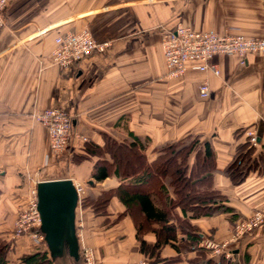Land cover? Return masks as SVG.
I'll list each match as a JSON object with an SVG mask.
<instances>
[{"label":"crops","instance_id":"0c3cea01","mask_svg":"<svg viewBox=\"0 0 264 264\" xmlns=\"http://www.w3.org/2000/svg\"><path fill=\"white\" fill-rule=\"evenodd\" d=\"M179 25L264 39V0H10L0 29V239L10 244L7 264H26L23 256L37 251L28 236L13 238L31 189L60 178L85 190L76 210L82 260L68 246L53 257L46 244L53 264H86L85 246L99 264H190L200 254L184 243L192 234L207 258L264 264V224L233 241L236 223L264 206V53L249 54L245 64L219 54V75L191 64L172 77L162 39ZM83 29L109 41L108 49L66 68L53 64L55 37ZM204 80L209 98L199 93ZM51 107L73 114L76 132L88 138H75L61 159L49 155L48 130L34 118ZM96 167L108 176L97 179ZM121 189L165 209L175 238L154 248L164 222L128 209ZM105 191L113 194L106 214L83 205ZM141 239L151 253L141 251Z\"/></svg>","mask_w":264,"mask_h":264},{"label":"built area","instance_id":"2783aa9c","mask_svg":"<svg viewBox=\"0 0 264 264\" xmlns=\"http://www.w3.org/2000/svg\"><path fill=\"white\" fill-rule=\"evenodd\" d=\"M9 3L10 0H0V29L6 25V10ZM109 45V41H98L88 29L60 34L55 37V47L51 55L52 62L61 68H66L95 53L105 52ZM162 49L169 75L172 77L184 76L191 64L201 72L210 71L219 75L220 70L213 62L216 55H236L241 58V63L245 64L249 54L264 53V39L250 38L241 33L194 30L188 26L179 25L176 30L164 34ZM199 93L202 98L210 96L211 87L208 80L201 82ZM34 118L38 123L47 127L54 156L66 154L75 138L84 143L88 141L86 136L76 132L73 114L62 108L51 107L36 110ZM248 135L252 145L259 143L254 131H248ZM75 186L80 203L85 190L80 184H75ZM38 201L37 186H34L25 207L19 212L15 221L13 238L28 236L36 247L41 248L46 245V241L45 234L41 230L42 219ZM263 223L264 207L252 216L236 223L233 241L250 233ZM208 246L216 248L212 242H208ZM82 254L86 264H98L92 248L83 247Z\"/></svg>","mask_w":264,"mask_h":264},{"label":"trees","instance_id":"16d2710c","mask_svg":"<svg viewBox=\"0 0 264 264\" xmlns=\"http://www.w3.org/2000/svg\"><path fill=\"white\" fill-rule=\"evenodd\" d=\"M208 145V144H207ZM85 149L87 152L92 154L94 152V145L91 143H87L85 146ZM182 151V150H180ZM179 151V152H180ZM207 151H208V146H207ZM184 170L182 165L177 169V177L178 181H180V186H182L184 180H187V178L184 177ZM94 176L101 180L105 179L108 176V171L105 167H96ZM105 192L108 194V196H104ZM103 192L100 196L95 197L92 195H89L86 197L84 200V206L85 207H93L96 212H102L101 208H105V210L108 207V202L107 200L111 199V194L112 192ZM181 195L184 193V189L180 190ZM118 196L120 199L123 201V203L127 204L128 209H130L132 206H137L141 209V211L144 213V215L147 217L149 221H157V222H164V225L160 231H158V239L157 242L153 245L154 248L169 242V238L175 236V230L176 228L173 225H167V220L169 218L168 212L163 209L160 210L158 209L154 203L151 201V198L149 195H143V194H130L124 189H121L120 191L117 192ZM105 197V198H104ZM183 197V196H182ZM192 197V196H191ZM196 199H199L200 196H196ZM190 196H185L183 198V207L184 209L186 208V205H188ZM212 199H215L214 196H212ZM101 201V202H100ZM101 203V205H100ZM185 204V205H184ZM101 210V211H100ZM228 211V209H226ZM175 238V237H174ZM200 236L198 234H192L188 242L186 243V247L190 249H197L198 252L200 253L197 258L191 261L190 264H236L234 262L230 261H225V260H215L214 258H207L205 256V251L202 248H196L195 243L200 240ZM10 244L5 241L0 239V264H7L6 261V252L9 249ZM150 245L146 243L145 240L141 239V251L144 253H151L150 249H148ZM22 261L25 262L26 264H53V260L50 258L48 250L44 248H37V251L34 252L33 254L23 256Z\"/></svg>","mask_w":264,"mask_h":264},{"label":"water","instance_id":"95a60500","mask_svg":"<svg viewBox=\"0 0 264 264\" xmlns=\"http://www.w3.org/2000/svg\"><path fill=\"white\" fill-rule=\"evenodd\" d=\"M41 230L53 257L62 256L66 246L79 259L80 248L76 232V210L79 194L71 178L41 180L37 184Z\"/></svg>","mask_w":264,"mask_h":264},{"label":"rangeland","instance_id":"374dc122","mask_svg":"<svg viewBox=\"0 0 264 264\" xmlns=\"http://www.w3.org/2000/svg\"><path fill=\"white\" fill-rule=\"evenodd\" d=\"M91 34H92V33H91ZM92 35H93V34H92ZM210 95H211V94H210ZM209 97H210V96H209ZM209 97H208V98H209ZM201 98H202V97H201ZM42 125H43V124H42ZM43 126H44V125H43ZM46 128H47V127H46ZM47 130H48V129H47ZM48 134H49V133H48ZM49 141H50V138H49ZM50 151H51V152H50L49 155L52 156L53 158H57V159L60 158V159H61V157H64V156L66 157V154H62V156H54V155H53V153H52V147H51V141H50ZM70 161H71V160L69 159L68 162H70ZM60 162H61V161H60ZM108 194H109V193H108ZM108 194L105 192L104 196L106 197V196H108ZM111 196H113V194H111ZM105 197H104V198H105ZM100 202H101V201H100ZM107 202L110 203V200H107ZM83 205H84V204H83ZM100 205H101V203H100ZM262 207H264V206H262ZM262 207H261V208H262ZM261 208H260V209H261ZM101 209L104 210V211H102V213H104V214L107 213V212L105 211V208H101ZM258 210H259V209H258ZM100 211H101V210H100ZM132 212H133V213H136V212H137V209L134 208V209L132 210ZM251 216H252V215H251ZM240 221H241V220H240ZM263 224H264V223H263ZM263 224H262V225H263ZM262 225H260V226H262ZM260 226H258L257 228H259ZM13 228H14V227H13ZM257 228H255V229H257ZM255 229H254V230H255ZM254 230H253V231H254ZM251 232H252V231H251ZM251 232H250V233H251ZM234 233H235V229H234ZM247 234H248V233H247ZM234 241H235V240H234ZM208 242H212V243H214V244L216 245L215 247H216L218 250H219V248L221 247L219 244L213 242V240H208ZM208 242H207V243H208ZM36 248H39V247H36ZM92 250H93V249H92ZM93 252H94V256H95L96 263H98L97 258H96V255H95V251L93 250ZM80 259L82 260L81 257H80ZM98 264H99V263H98Z\"/></svg>","mask_w":264,"mask_h":264}]
</instances>
